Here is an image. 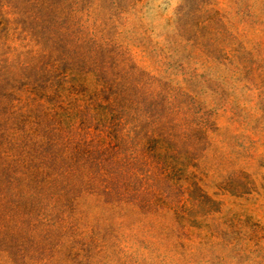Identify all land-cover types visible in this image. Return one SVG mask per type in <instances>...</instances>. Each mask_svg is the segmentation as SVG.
<instances>
[{
    "label": "rangeland",
    "instance_id": "rangeland-1",
    "mask_svg": "<svg viewBox=\"0 0 264 264\" xmlns=\"http://www.w3.org/2000/svg\"><path fill=\"white\" fill-rule=\"evenodd\" d=\"M0 264H264V0H0Z\"/></svg>",
    "mask_w": 264,
    "mask_h": 264
}]
</instances>
